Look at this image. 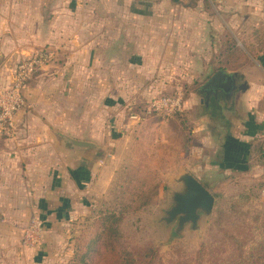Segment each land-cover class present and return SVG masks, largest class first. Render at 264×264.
Wrapping results in <instances>:
<instances>
[{"label": "crops", "instance_id": "1", "mask_svg": "<svg viewBox=\"0 0 264 264\" xmlns=\"http://www.w3.org/2000/svg\"><path fill=\"white\" fill-rule=\"evenodd\" d=\"M127 8L111 5V0H0V88L12 78L19 61L37 51L54 56L23 89L24 107L15 116L13 138L0 140V228L4 229H0V264H60L53 243L67 238L62 226L92 208L94 199L108 191L118 173L138 164L133 152L146 139L159 138L154 126L164 120H191L187 106L180 119L147 116L144 110L132 119L129 109L117 106L112 96L100 105L98 94L109 86H100L99 78L110 71L111 77L117 76L121 70L118 63L123 64L122 70L164 77L178 70L188 72V63L184 69L177 63L194 62L201 55L192 30L195 23L165 19L168 13L185 11L184 7L161 3L157 11L162 19L155 22L122 24L111 20V13L120 9L130 14ZM252 10L253 41L236 34L238 49L245 48L257 64L252 83L245 82L241 73L220 71L235 74L239 86L246 85L237 90L244 92L243 97L252 95L248 103L258 109L257 95L264 94V80H259L264 79V4ZM184 28L187 32H182ZM100 47L105 48L102 54ZM203 47L206 50L205 44ZM212 48L208 42L210 53ZM210 66V62L205 64V72L211 77L219 70L212 73ZM122 91L126 92L125 85ZM232 97L218 104L229 108ZM122 101L127 103V98ZM255 113L254 120H206L207 113L200 115L192 130L199 144L187 146L188 150L200 156L206 167L247 172L242 160L249 154V143L264 138V115ZM104 115L110 119L104 120ZM154 120L163 121L151 125ZM62 137L91 148H66ZM182 173L206 190L189 169L177 175L175 184ZM27 216L43 222L42 245L27 248L21 241L18 245L5 242L3 236L11 237L14 223L27 220Z\"/></svg>", "mask_w": 264, "mask_h": 264}, {"label": "rangeland", "instance_id": "2", "mask_svg": "<svg viewBox=\"0 0 264 264\" xmlns=\"http://www.w3.org/2000/svg\"><path fill=\"white\" fill-rule=\"evenodd\" d=\"M161 3L180 5L186 9L178 14L168 13L165 19L195 23V28L192 30L195 32L197 43H199L198 52L201 55H198L194 62L177 63L179 69L187 68L188 63L190 68L188 72L178 70L174 74L164 77H149L135 70H122L123 64L118 63L121 70L117 76L111 77L110 71L107 76L99 78L98 84L105 87L108 85L109 88H105V91L102 90L98 94V101L102 105L106 103V98L111 100L112 96L117 106H125L126 111L129 109L132 115L140 117V113L152 97L178 95L185 103L184 106H187L186 108H189L192 113L191 120H164L162 125L159 123L154 126L155 134H160L159 138H156V141L146 139L143 146L137 147L138 150L133 152V155L137 159L134 162L138 164L132 169L125 168L122 173H118L108 191L94 199L92 208L84 211L82 215L77 216L66 226H62L67 230V238L64 236L57 243L54 241L55 239L53 240V244H55L54 257L60 264H69L84 255L89 242L99 232L103 215L111 212V206L118 203L120 197L123 200L128 199L124 192L138 191L148 194L146 199L150 201V204L138 210L129 207L124 212L121 230L126 234L127 240L131 244L136 246L150 244L156 249L157 259L154 264H213L212 255L208 250L204 256L199 257V249L202 246L207 249V246L214 245L220 258L228 256L231 251L229 242L224 236L226 232L233 233L236 227L242 223L244 217L241 214L248 212L264 214L263 137L254 138L249 143L250 151L246 156L245 163L242 164V166L248 167V171L245 173L235 171L232 169L233 167L228 172H223L222 169L214 166L206 167L202 158L192 155L187 148L189 145L199 144V140L196 141V138L193 137L195 133L192 130L199 120L198 117L204 113L209 116L205 118L206 120H250L251 118L254 120L257 116L255 112L264 115V94L257 95V99L260 100L259 106L258 109H253L250 102L248 103L250 99L252 101V95L250 98L243 97L244 92L237 89L233 92L231 98L233 103L229 108H226L225 104L213 103V100L206 98L202 92L210 78L208 72H205V64L210 62L211 72L224 67V60L229 54L225 51L227 43L234 42L236 45L238 42L237 33L245 36L247 42L253 41L250 30L255 28L251 21L252 11L255 10L252 9L258 7L260 3L264 4V0H111V5L126 6L130 11V14L124 13L122 9L113 12L111 20L122 24L124 22L146 23L147 21L161 20L162 17L157 11V7ZM188 8H194V10H188ZM187 30L188 28H184L182 32H187ZM205 41L206 43H203ZM208 42L213 44L212 50L216 53L213 51L210 53ZM204 44L206 50L203 47ZM104 49L99 48L100 54L105 51ZM239 49L243 53V59L236 63L238 66L236 70L228 69L226 71L241 73L245 75V82L251 81L250 83H252L251 75L257 72V64L247 54L245 48ZM220 51L221 53H219ZM204 52L206 53L204 54ZM207 52L209 53L207 54ZM233 58H236L234 54L230 60ZM259 80L264 79L259 78ZM238 82L241 83V81ZM124 85L128 93L123 94ZM124 98H127V103L122 101ZM207 107L211 109L207 111ZM181 116L183 113L175 115L171 119H180ZM109 119L108 115H104V120ZM261 120H264V116L261 117ZM159 121L163 120H154L150 124L155 125ZM215 161L217 162L218 159ZM236 164L235 162L233 165ZM184 169H189L194 175H197L201 183L206 186V191L213 196L214 205L209 216L200 215L197 229L190 230L189 225H185L176 235L174 229L177 220H173L168 225L160 220L165 217L164 212L171 207V193L181 191V187L174 183V179ZM153 194H156L155 198L152 196ZM240 194H245L248 199L243 202V206L237 207V210L233 211L230 200ZM137 200L143 199L138 197ZM120 206L122 208V205H118L116 208L119 211L121 210ZM238 211L241 212L240 215L237 214ZM29 219L28 217L27 220L21 219L15 222V232L12 236L10 235L11 237L7 236L8 238L3 236L5 242L18 245V242L21 241V245H23L22 234ZM84 261L86 263L98 262L99 258L89 257Z\"/></svg>", "mask_w": 264, "mask_h": 264}, {"label": "trees", "instance_id": "3", "mask_svg": "<svg viewBox=\"0 0 264 264\" xmlns=\"http://www.w3.org/2000/svg\"><path fill=\"white\" fill-rule=\"evenodd\" d=\"M226 55L224 60L225 66L219 71L236 70L237 62L243 59V53L232 44L227 43ZM236 58L230 60L232 55ZM245 157L242 162L245 163ZM235 163V162H234ZM128 198L121 199L118 203L111 206V212L105 213L101 218V225L96 237L88 244L87 251L79 259L73 260L69 264H154L157 259V251L150 244L136 246L131 244L126 234L121 230L123 214L129 207L138 210L150 204L146 197L148 194L143 192H124ZM154 198L156 194L152 195ZM133 197L134 199H131ZM143 200H137V198ZM245 194H240L230 200L231 209L237 210V207L243 206V202L247 201ZM122 205L121 210H117V206ZM241 214V212H237ZM244 218L242 223L236 227L233 233H225V239L229 242L230 254L224 258H220L215 251L214 245L202 246L199 249V257L204 256L208 250L213 258V264H264V214L251 213L241 214ZM99 258L98 262L91 261L86 263L85 258ZM79 262V263H78Z\"/></svg>", "mask_w": 264, "mask_h": 264}, {"label": "built area", "instance_id": "4", "mask_svg": "<svg viewBox=\"0 0 264 264\" xmlns=\"http://www.w3.org/2000/svg\"><path fill=\"white\" fill-rule=\"evenodd\" d=\"M49 51H37L17 63L12 78L5 87L0 88V140L12 139L15 131V116L24 107L22 91L34 74L53 60ZM185 110L184 102L178 95L154 96L147 102L144 114L160 119L181 115ZM132 119L139 118L132 115ZM43 238V223L37 218L29 220L22 234V243L27 248L40 245Z\"/></svg>", "mask_w": 264, "mask_h": 264}, {"label": "water", "instance_id": "5", "mask_svg": "<svg viewBox=\"0 0 264 264\" xmlns=\"http://www.w3.org/2000/svg\"><path fill=\"white\" fill-rule=\"evenodd\" d=\"M235 76V74L230 76L221 71H217L210 77L206 87L213 84L216 85L214 87L219 89V95L223 98L231 87V79ZM239 78L242 79L241 76ZM245 88L246 85L242 84L239 90L242 91ZM62 138L65 141L64 145L66 148L72 147L82 150L91 148L90 144L76 142L64 137ZM177 184H180L181 191L171 193V207L164 212L165 217L160 220L165 225H168L173 220H177L174 229L176 235H178L179 231H181L185 225H189L190 230L197 229V222L199 221L200 215L209 216L214 205L213 196L189 174L182 173L177 179Z\"/></svg>", "mask_w": 264, "mask_h": 264}, {"label": "flooded vegetation", "instance_id": "6", "mask_svg": "<svg viewBox=\"0 0 264 264\" xmlns=\"http://www.w3.org/2000/svg\"><path fill=\"white\" fill-rule=\"evenodd\" d=\"M206 84H205L202 92L204 93V95H206V98H212V100H214L216 102H218V101H222V102L224 101L225 102V99L227 98L226 100H228V98L230 96H232L234 90L238 89L240 87L238 79L236 77H233L231 79V87L228 89L227 93H225V97L221 98L219 95V89L214 87L216 85L213 84V85H210L209 87H206Z\"/></svg>", "mask_w": 264, "mask_h": 264}]
</instances>
